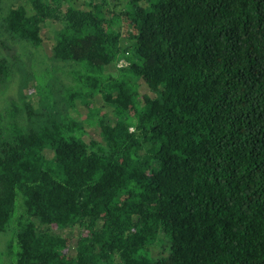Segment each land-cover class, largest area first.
Returning a JSON list of instances; mask_svg holds the SVG:
<instances>
[{"label": "trees", "instance_id": "16d2710c", "mask_svg": "<svg viewBox=\"0 0 264 264\" xmlns=\"http://www.w3.org/2000/svg\"><path fill=\"white\" fill-rule=\"evenodd\" d=\"M0 14L1 33L36 48L57 24L53 58L91 75L68 105L113 115L100 141L77 121L27 128L32 105L0 115L11 264H264V0H18ZM124 58L125 80L107 76ZM12 68L0 55V87Z\"/></svg>", "mask_w": 264, "mask_h": 264}, {"label": "rangeland", "instance_id": "374dc122", "mask_svg": "<svg viewBox=\"0 0 264 264\" xmlns=\"http://www.w3.org/2000/svg\"><path fill=\"white\" fill-rule=\"evenodd\" d=\"M17 1L0 0L1 12L5 15ZM0 20H2V14H0ZM58 28L59 26L54 23L46 25L47 40L44 46L40 48L34 47L27 41L13 39L7 34L1 33L0 30V55L8 59L13 67L9 85L0 87V115L6 118L7 109L10 106H16L22 110L21 115L26 119L28 114L26 108L28 105H32L37 116L30 121H25L27 128L37 129L43 125V121L47 120L77 121L87 126L86 129L91 139L100 141L98 121L112 120V111L103 105H96L102 109L99 117L96 118L97 110H95L94 117L89 114V111L92 110L91 112H93L94 109L93 101L90 102L91 106L88 110L78 107L72 109L68 105L72 93H90V90L82 84L79 77L87 78L91 75L89 70L81 64L59 61L53 58L54 36ZM121 28L125 36L128 34L129 23L123 21ZM116 65V68L107 76L123 82L125 79L121 70L128 65L127 60L125 58L120 59ZM129 81H131V85H134V81L130 79ZM135 86L141 96L154 97L142 81H137ZM77 102L82 103V99L79 98ZM6 129L2 132L4 138L8 135ZM15 242L16 232L13 224L7 232L0 234V264H11L14 260L12 255L16 251Z\"/></svg>", "mask_w": 264, "mask_h": 264}]
</instances>
